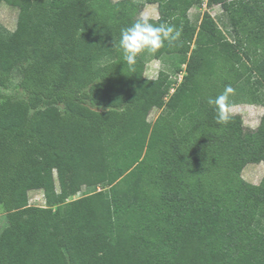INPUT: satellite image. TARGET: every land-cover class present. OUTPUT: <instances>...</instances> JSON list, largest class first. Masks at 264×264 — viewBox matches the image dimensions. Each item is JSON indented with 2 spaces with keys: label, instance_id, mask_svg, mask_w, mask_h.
I'll list each match as a JSON object with an SVG mask.
<instances>
[{
  "label": "trees",
  "instance_id": "16d2710c",
  "mask_svg": "<svg viewBox=\"0 0 264 264\" xmlns=\"http://www.w3.org/2000/svg\"><path fill=\"white\" fill-rule=\"evenodd\" d=\"M3 2L18 16L0 88L25 96L0 95V264H264V175H242L264 160V114L218 124L208 104L241 83L264 103V0H207L229 35L207 10L192 20L203 0ZM148 3L182 30L153 53L185 64L175 87L119 48Z\"/></svg>",
  "mask_w": 264,
  "mask_h": 264
},
{
  "label": "rangeland",
  "instance_id": "374dc122",
  "mask_svg": "<svg viewBox=\"0 0 264 264\" xmlns=\"http://www.w3.org/2000/svg\"><path fill=\"white\" fill-rule=\"evenodd\" d=\"M209 11L212 16H214L222 28L228 34L229 27L225 26L228 22L224 7L222 5H212L207 6V0H203L202 5L193 6L190 9V16L192 20L198 21L204 11ZM141 15H148L151 18H157L159 16L158 5L148 3L142 11ZM18 10L13 8L6 3H1L0 5V30L3 32H12L16 27ZM229 35V34H228ZM143 57L146 62L145 74L149 78H156L160 71H165L170 75V81L172 87H175L182 79V73L178 72L179 67H185V64L181 63L180 57L177 54L174 55H163L160 58L154 57L153 53L145 50L143 52ZM245 92V87L243 83L237 86L233 90V95L230 96L231 114H240L243 117V124L248 128H256L260 123V119L264 114V103L255 104L248 100L243 99L241 96ZM0 95L3 97L9 95H16L18 97H24L25 91L23 89H4L0 88ZM159 111L154 110L150 119L154 120ZM243 177L252 183H259L264 175V160L258 162H251L245 166L242 172ZM92 189H83V191L72 198H77L83 193L92 191ZM30 204L33 205H45V199L42 192L33 191L30 194ZM7 225V215L2 205H0V233Z\"/></svg>",
  "mask_w": 264,
  "mask_h": 264
},
{
  "label": "clouds",
  "instance_id": "9594fccd",
  "mask_svg": "<svg viewBox=\"0 0 264 264\" xmlns=\"http://www.w3.org/2000/svg\"><path fill=\"white\" fill-rule=\"evenodd\" d=\"M150 20V16L142 15L131 26L121 30L119 48L129 65L135 64L137 56L145 50L155 53L165 45V42L171 45L181 37L182 30L176 26L164 23L156 25ZM231 95L233 88L229 85L222 94L208 100V104L214 106L218 124H227L232 118L229 103Z\"/></svg>",
  "mask_w": 264,
  "mask_h": 264
}]
</instances>
